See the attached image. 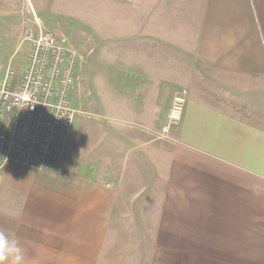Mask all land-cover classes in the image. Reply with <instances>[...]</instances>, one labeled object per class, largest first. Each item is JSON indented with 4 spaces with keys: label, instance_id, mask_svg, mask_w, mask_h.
Returning a JSON list of instances; mask_svg holds the SVG:
<instances>
[{
    "label": "crops",
    "instance_id": "crops-1",
    "mask_svg": "<svg viewBox=\"0 0 264 264\" xmlns=\"http://www.w3.org/2000/svg\"><path fill=\"white\" fill-rule=\"evenodd\" d=\"M124 1L103 10L110 103L48 168L4 166L0 230L20 264H264V0Z\"/></svg>",
    "mask_w": 264,
    "mask_h": 264
},
{
    "label": "built area",
    "instance_id": "built-area-1",
    "mask_svg": "<svg viewBox=\"0 0 264 264\" xmlns=\"http://www.w3.org/2000/svg\"><path fill=\"white\" fill-rule=\"evenodd\" d=\"M37 23L25 30L28 50L20 76L8 65L0 81V177L9 163L48 168L61 130L78 111L70 102L77 51L65 36ZM186 98L185 88L175 91L166 128L182 117Z\"/></svg>",
    "mask_w": 264,
    "mask_h": 264
},
{
    "label": "rangeland",
    "instance_id": "rangeland-1",
    "mask_svg": "<svg viewBox=\"0 0 264 264\" xmlns=\"http://www.w3.org/2000/svg\"><path fill=\"white\" fill-rule=\"evenodd\" d=\"M50 1V9L37 11L43 28L65 36L68 43L77 51L76 84L71 90L70 102L78 111L72 126L64 130L74 132L69 139L71 146L77 138L75 133H86L88 123L101 117L98 110L101 109V113H104V105L110 103L111 88L108 80L110 72L113 74L112 77L118 76L113 68L120 60L114 59L115 62L110 60L112 55L106 50L103 10L105 4L110 6L115 0ZM134 2L135 0H125L123 4L127 8L128 4ZM29 17H33V12L18 10L0 12V40L3 38L5 44L0 49L5 54V58L0 55V81L4 78L8 66L2 67L7 63L16 69L19 76L25 66L28 50L24 40L25 30L27 27L38 26L37 22L29 21ZM167 123L168 115L162 126L161 135H166L177 122L166 128ZM69 149L63 155L66 162H69L73 156L72 148Z\"/></svg>",
    "mask_w": 264,
    "mask_h": 264
},
{
    "label": "clouds",
    "instance_id": "clouds-1",
    "mask_svg": "<svg viewBox=\"0 0 264 264\" xmlns=\"http://www.w3.org/2000/svg\"><path fill=\"white\" fill-rule=\"evenodd\" d=\"M23 250L19 242L0 230V264H20Z\"/></svg>",
    "mask_w": 264,
    "mask_h": 264
}]
</instances>
